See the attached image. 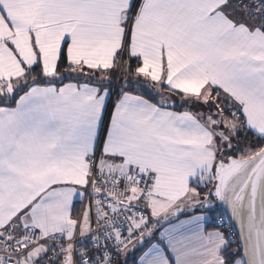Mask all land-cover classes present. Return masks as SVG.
I'll list each match as a JSON object with an SVG mask.
<instances>
[{
	"label": "snow or ice",
	"instance_id": "6c2138e0",
	"mask_svg": "<svg viewBox=\"0 0 264 264\" xmlns=\"http://www.w3.org/2000/svg\"><path fill=\"white\" fill-rule=\"evenodd\" d=\"M0 264H264V0H0Z\"/></svg>",
	"mask_w": 264,
	"mask_h": 264
}]
</instances>
